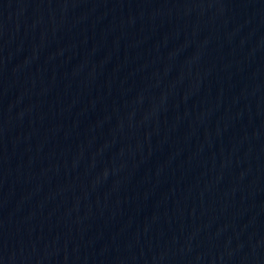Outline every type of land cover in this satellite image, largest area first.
Listing matches in <instances>:
<instances>
[{
    "label": "water",
    "instance_id": "95a60500",
    "mask_svg": "<svg viewBox=\"0 0 264 264\" xmlns=\"http://www.w3.org/2000/svg\"><path fill=\"white\" fill-rule=\"evenodd\" d=\"M0 264H264V0H0Z\"/></svg>",
    "mask_w": 264,
    "mask_h": 264
}]
</instances>
